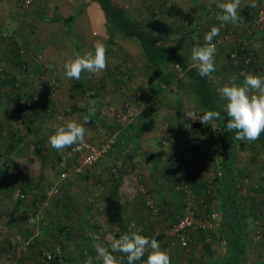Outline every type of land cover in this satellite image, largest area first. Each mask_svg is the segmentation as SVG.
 Returning a JSON list of instances; mask_svg holds the SVG:
<instances>
[{"label":"crops","instance_id":"crops-1","mask_svg":"<svg viewBox=\"0 0 264 264\" xmlns=\"http://www.w3.org/2000/svg\"><path fill=\"white\" fill-rule=\"evenodd\" d=\"M169 2L176 3L184 10L195 7V10L191 11V18H197L201 16V9L208 13H219L220 9L217 7V3L223 2V0H171ZM79 3L81 4L79 5ZM250 3L251 0H241L238 14L242 19L238 24L243 25L246 17L251 16L256 10L258 0H256V7H250ZM198 4L200 6H197ZM98 6L99 3L96 0H32L30 3H24V0H0V37H6V41L1 42L0 40V49H2L0 50V57H2L4 67L1 66L3 72H0V75L3 74L4 78H9V83L12 84L13 88L7 93L0 88V124L3 126L0 131V196H3L2 199L0 198V264H41L42 260L46 262L43 257L44 253L48 252L37 253L38 249L34 247V245L42 247L41 243L48 242L44 239L45 234L41 229L40 231L36 228L32 229L31 234L29 231L23 232L20 230L22 236L18 238L12 234L16 228V223L12 219H8V215H6V211L12 207L8 197V193L11 191L10 179L18 177L20 174L21 183L25 184L28 169L33 170L34 179L37 180L42 177L45 178L47 175L42 157L41 159L37 157L28 159L27 150L24 149L28 144L23 136L19 135L17 138H13L11 133L8 134L10 125L7 121L11 116H18L17 118L23 121L28 129H32V122H34L32 118L34 116L31 117L32 120L30 119V121L27 120V115L40 110L38 104L26 108H20L15 104L19 99L25 101L27 98L22 92L26 87L29 91L36 90L38 94L41 92L40 104L42 106L49 99L58 104L59 108L55 111L53 108H46V112H44L45 110L38 112L42 116L52 113L51 117L57 118V127L69 119L83 121V117L79 114L80 109L76 105L77 98H86V104H91L92 100L95 99L98 107L92 105H87L89 108L84 107L86 112H84V116L89 117L88 123L85 125L88 129L86 140L95 145L103 143L105 141L104 133L109 129L117 133L114 146L122 148L123 145L129 144L127 141L133 139L131 152L134 153L128 157L121 156L120 153H112L107 157L101 156L97 160L98 162L91 164L92 166L90 165L87 175L91 178L97 177L100 179V183H105L103 186L106 187L109 185V180H111V173L114 172L111 171L112 166H115L114 173L116 174L119 167L122 169L128 167V170L131 169L129 173L132 178L135 169H137L139 171L138 181H142L147 186L153 197L160 202L165 210L168 209L165 207V203L169 202V195L165 192V187L174 185V181H179L181 177H173V174L179 171L176 168L174 171L171 170L174 168V164L170 161L171 155H167V150L158 146L159 144L155 145L153 140L162 138L166 132L173 129L175 124L191 125L199 131V128L194 125L195 120L186 117L188 112L201 116L200 112L205 110L192 79L183 71L186 73L192 88L185 91L182 88H174L176 91L175 96H173L171 89L174 86V81L171 73L168 70L166 71L163 63L167 59H160L159 66L164 74H168V80L159 76L160 74L156 76L153 73L139 41L138 43L135 41L133 44L125 40L122 41V39L117 41L116 36H114L115 38L112 37L114 41H108L109 28L107 21L103 10ZM27 14L31 17L36 16V18L42 16L47 20H44L45 23L41 21L40 25L42 26L38 25V28L36 26L34 28L29 25L24 26L22 21L26 19ZM171 15L173 17L177 16ZM2 19H4L5 24L12 26V29L14 28V33H6L1 29ZM15 20H17L16 23H14ZM188 21L185 20V23ZM226 25H229V27L236 26ZM15 39L18 44L21 41L20 47L16 48L11 46V43H6ZM97 41H102L107 45V69L99 74L84 72L79 80L67 79L64 75L65 62L73 58L75 53L84 54L86 51L93 50ZM223 43L226 47L231 45L228 42ZM197 44L199 43H193L192 46ZM181 48L178 49L183 52L186 63L189 66L194 65L192 60L188 61L187 53ZM229 48L224 49L223 46H220L217 49L215 54L216 72H213L210 78L207 77L212 95L223 108L226 101L221 100L216 89L225 83L231 82L233 78L237 82L243 80L242 77L233 76L230 73L233 70L228 69L225 64L222 63L223 65L218 66V59L225 55L226 50ZM263 57L259 58L261 66H264ZM252 73L261 75L257 71ZM48 81L57 83V86L53 90L49 89ZM131 93L134 95H129ZM87 97L90 99L87 100ZM4 117L6 120H3ZM148 119L153 120L152 128L143 131L138 129V123ZM58 121H61V123ZM35 143L37 145L44 144L40 141V138L36 139ZM237 149H235V165L239 182V197L243 208L241 232L245 243L244 259L247 264H264V167L261 165L259 170L249 172L246 170L244 172L238 171V160L240 161V159ZM241 149L240 151H244ZM202 161L205 162L204 159ZM261 162L263 164L264 161ZM160 173L164 177L160 178ZM214 175V173L203 172L195 177V189L199 198L193 206L197 214L206 221L207 226L203 230L193 231L189 234V244L188 247H185L186 249L180 247L173 240L170 233L152 234L160 243L161 248L169 251L171 264H216L219 255L224 252L220 215L216 210L215 202L207 201L212 196V190L218 188L213 180ZM56 180L55 183H59L56 184L59 188L64 187L68 192H72L69 188L71 185L69 177L57 178ZM137 183H134L135 189ZM120 184L117 183L118 187H122ZM126 188L129 191L127 186ZM114 189L116 192L118 191L117 187L115 188L112 185L105 188L102 201L104 196ZM174 193H179L180 198L177 197V201H170H173L172 205L178 204L177 208H181L183 204L185 205L184 194L178 190ZM137 198L141 202L140 193L135 191V201ZM120 200L123 206V215L121 222H115V225L125 223V211L128 212L127 216L135 217L140 223L146 220L147 212L140 205L142 202L138 201V204L135 202L134 206L131 201H128L125 205L121 197ZM64 208L67 213L71 212L68 204ZM64 208L61 209L64 210ZM166 215L155 217L157 224L168 222ZM63 230L60 228L61 232ZM31 241H34L32 245ZM16 242H18L20 248L25 250L19 251L18 247L15 249L13 244ZM92 247L93 245H89L90 249L86 248L91 252ZM88 250L86 249V252ZM114 254L120 260V264H127V257L125 258L122 253L117 252ZM119 254L122 255L118 256ZM79 255L85 257L84 253L77 251H58L55 252L51 264H74L72 260L79 263ZM145 257L147 258V253H145Z\"/></svg>","mask_w":264,"mask_h":264},{"label":"rangeland","instance_id":"rangeland-1","mask_svg":"<svg viewBox=\"0 0 264 264\" xmlns=\"http://www.w3.org/2000/svg\"><path fill=\"white\" fill-rule=\"evenodd\" d=\"M169 1L171 0H118V2H120L125 7L127 13L135 19L137 18L138 20L140 19L141 21H146L151 16H157L169 21L172 24L171 30L165 34H159V41L163 43L166 48H170L174 45H177L178 48L182 47L181 49L187 53L188 61H191V51L194 47L192 46L193 43L203 44L205 33L210 31L211 27L213 26H220V22L216 19V15L218 13H208L205 12L204 9H201V16H198L197 18L193 17L188 21V23H185L186 19H182V17L179 16L173 17L169 13L167 6ZM261 2L262 0H258V6L256 10L251 16L246 17L243 25L236 24L235 27L224 25L220 28L219 35L214 38V43L216 44L217 49L220 46H223L224 49L229 47L232 48L227 49L225 55H222V57L218 59V66H220L222 63L225 64L228 69L233 70L230 72L233 74V76L243 78L241 75L242 73L255 71L259 72L261 75L264 74V66L259 64V58L264 56V21L260 22L257 20V12L260 9ZM80 4L81 3H79V5ZM98 7L101 8L100 5ZM28 16H26V19L22 22L24 26L29 25L31 28H34L35 26L38 28V25L42 26L40 25L41 21L45 23L44 20H47L42 16L38 18H36V16ZM16 22L17 20L14 21V23ZM1 24V29L6 31V33H14V28L12 29V26L5 24L4 19H2ZM114 36L118 38L117 41L122 39V41L125 40L132 44L135 43V41L138 43V40L134 37L123 35ZM0 40L1 42H3V40L6 41V37L1 36ZM223 42H228L231 45L226 47L224 46L225 44ZM6 43H11V46L16 48L20 47V44H22L21 41L20 44H18L16 39L10 40ZM232 52L234 53V56L231 55ZM262 59L264 60V57ZM163 63L166 71L168 70L171 73L172 79L174 81V86L172 85L173 88L171 89V94L173 96H175V89L182 88L183 91H185L192 88L191 83L188 82L186 73H184L177 64L171 60H165ZM1 66L3 67L2 57H0V72H3L4 67L2 68ZM214 72H216V70ZM9 81V78H4L3 74L0 75V88L5 93L13 89L12 84H10ZM47 85L49 89L53 90L57 86V83L48 81ZM22 92L25 94V98H27L25 101L20 99L16 101L15 104L20 108H26L28 106L34 107L37 106V104L40 108L39 111L45 110L44 112H46V108H53L54 111L59 108L58 104L50 99L42 106V104H40V100L42 99L40 98L41 92L38 94L36 90L29 91L27 87ZM129 95L133 96L134 94L131 93ZM85 99L86 98L83 97L77 98L78 102L76 105H78V108L80 109L79 114L81 117H84V107L89 108L87 105L98 107L95 99L92 100L91 104H86ZM89 99L90 98L87 97V100ZM135 99L137 98L135 97ZM39 111H35L27 115V120H30L31 117L34 116L32 118L34 120V122H32V129H28V127L24 125V122L18 119V116L15 117V115L14 117L11 116L7 121L10 125L8 128V134L11 133V137L13 138H17L19 135H21L23 136V139L26 140L28 146H25L24 149L27 150L26 155L28 156V159L30 160L31 157V159H35L36 157L40 159L42 157L44 159L43 162L46 166L45 169L47 171V175L45 178L42 177L37 180L36 178L34 179L33 170L28 169V176L26 175L25 177V180L27 179L25 184L21 183L22 181L20 180V174L18 177L13 176L14 178L10 179L11 191L8 193L12 207L10 210L6 211V215H8V219H12L16 223V228L12 234L18 238L22 236L20 230L23 232L29 231L31 234V230L36 228L39 231L41 229L45 234L44 239L48 242L41 243L42 247L37 245H34V247L38 249L37 253L48 251L52 253L53 256L46 262L42 260L41 264H51L55 252L63 250L77 251L79 253L85 254V257L79 255V263H77L75 260H72L74 264H84L85 260H87L89 264H102L100 259L95 258V249L92 247L91 252L88 250L89 245L100 243L102 246L110 247V242L113 239L119 238L121 233L129 231L127 230V223L130 222H133L132 231H140L141 234L146 236H152L153 233L161 234L163 232H167L169 234L168 231L170 230L176 215L185 208L184 204L181 208H177L178 204L172 205L174 200L177 201V197L180 198L179 193H174V191L176 192L177 189H173L175 184L178 183V180L174 181V185L165 187V192L169 195V202L165 203V207L168 208L167 210H165L160 202H158L153 197L156 204L158 205V211L156 214L150 215L142 200L141 203L137 198L141 203L140 205H142L145 208L144 210L147 212L146 220L140 223L135 217L127 216L128 212L125 211V223L122 225H115L114 223H111L107 220L103 210L104 200L102 201V197L105 188L110 185L117 187V192L119 193V197L122 198L123 203L126 205L128 201H131L132 205L135 206V202L138 204V201L137 199L135 201L134 183H143L142 181H138L139 171H137L136 179H133L131 177L132 175L130 176L129 173V170L131 169L128 170V167L124 169L119 167L117 174L114 172L111 173V180L108 182L109 185L104 187L103 185L105 183H100V179L97 177V179L95 177L91 178L87 175V170L89 169L90 165L82 164V152L70 154L67 152L69 148H65L62 151H57L53 149L51 145L47 144L49 143V136L55 131L57 127V118H52V113L42 116L41 114H38ZM1 117L3 116L1 115ZM3 120H6V118L4 117ZM58 122L61 123V121ZM211 125L208 133L205 135L191 125L187 126L183 123L179 125L175 124L173 129L169 132H166L162 138H159V140L155 141L153 140L155 145L159 144L158 146L167 150V155H171L170 161L174 164V168L171 170L174 171L176 168V170L179 171L175 172V174L172 173L173 177L180 176L182 178L187 172L188 165L180 158V154L184 152H189L192 155L191 165H193L194 168V174L192 176L193 184H195V177H198L200 173H215V161L222 148L219 144V128L214 123H211ZM213 127L217 129L214 130ZM2 128L3 126L0 124V131ZM104 134L105 141L96 145L100 149L104 148L101 156L107 157L108 155H112V153H120L119 155L128 157L134 153L133 151L131 152V149H133V145L131 144L133 139L131 141H127L130 144H126V146L130 148L129 151H127L125 150V145H123L122 148L114 146L117 133L107 129ZM164 137L166 138L163 142L162 139ZM38 138H40V141H42L44 144L37 145L35 142ZM246 148L241 149L238 145L235 146V149H237L239 153L238 155L240 159V161L238 160V171L244 172L246 170L249 172L253 170H259L261 165L264 167V162L263 164L261 162L262 160L264 161V150L258 146H248ZM240 149L244 151H240ZM63 154L66 155V158H64L62 161ZM202 159H204L205 162H203ZM160 164L162 165V163ZM63 169L67 171V174L64 178L69 177V180L71 181L69 188H71L70 190H72V192H68V190H65L64 187H58V191H53V187L58 183H55L57 181L56 179L60 178L58 175ZM162 177L164 176L161 174L160 178ZM104 179L106 180L107 178L105 177ZM116 181L121 183L120 186L122 187H118V182ZM126 186L128 187L129 191L126 190ZM17 190L23 193V195L20 196L16 194ZM91 190L92 192H90ZM0 198L2 199L3 196H0ZM184 203H186L185 200ZM67 204L70 206L71 211L68 213L64 208V206ZM61 208H64V210ZM166 213H168V215H166ZM164 214L166 215L168 222H165V224H157L155 217L159 215L163 216ZM32 217L34 218L32 219ZM93 221L94 223H92ZM60 228L64 229L63 232L60 231ZM90 230H96L95 232L98 233L99 238L96 239L92 236H88V231ZM33 242L34 241H31V245ZM17 243L18 242L13 244L15 249L18 247L19 251L25 250L20 248V245ZM45 247H47V249H45ZM182 248L186 249L185 247ZM86 249L88 250L87 252ZM121 255L122 254H119L118 256ZM124 257L126 258V255H124ZM146 259L147 258L144 257L139 262L144 264ZM177 260L179 259L177 258ZM134 264H138V262L136 261Z\"/></svg>","mask_w":264,"mask_h":264},{"label":"clouds","instance_id":"clouds-1","mask_svg":"<svg viewBox=\"0 0 264 264\" xmlns=\"http://www.w3.org/2000/svg\"><path fill=\"white\" fill-rule=\"evenodd\" d=\"M241 0H223L218 2L220 12L216 19L220 26L211 27L205 33L203 44H197L192 48L191 60L198 69L199 75L211 77L216 70L215 54L217 51L214 38L219 35L220 28L226 24L236 25L241 21L238 9ZM250 7H256V0H251ZM108 56L107 45L102 41L94 44L93 50L84 54L75 53L73 58L64 64V75L67 79L79 80L84 72L99 74L107 69ZM243 80L237 82L235 78L229 83L216 89L221 100L226 101L223 111L228 119L223 129L234 132V139L240 141H255L264 133V76L252 72L242 73ZM187 118L199 119L204 125H211L215 120H224L221 112L217 110H205L203 115L186 113ZM89 117H83V121L69 119L49 136V144L57 151L73 146L79 147L85 143L88 129L85 125ZM212 126V125H211ZM213 129H217L213 127ZM158 235V233H157ZM93 248L97 258L102 264H120V260L113 253H122L127 257V264L140 261L147 253L144 264H171L170 253L162 249L155 236L149 237L140 231L129 229L119 235V238L110 242V247L94 243Z\"/></svg>","mask_w":264,"mask_h":264},{"label":"trees","instance_id":"trees-1","mask_svg":"<svg viewBox=\"0 0 264 264\" xmlns=\"http://www.w3.org/2000/svg\"><path fill=\"white\" fill-rule=\"evenodd\" d=\"M101 6L109 28L108 41H113L114 35H123L136 38L141 44L142 50L149 61L153 73L168 80V74L160 70L159 60L167 59L177 64L182 71L192 79L195 89L199 93L205 110H217L221 112L224 120H215L214 123L219 128V144L222 148L215 161L214 181L218 186L212 190L208 202H215L216 210L220 215L222 225V239L224 252L219 255L216 264H247L244 259L245 243L242 237L243 208L239 197V182L237 180V167L235 146L246 148L248 146H258L264 150V133L255 141H235L234 132L224 130L227 123V115L223 111L222 105L212 95L207 77L202 78L198 69L194 65H188L185 56L177 46L165 48L159 41L158 35L167 33L172 24L157 16H151L146 21H140L131 17L125 7L118 0H96ZM170 14L190 20L192 10H184L174 2L168 3ZM197 6H200L199 4ZM188 23V22H187ZM204 110V111H205ZM204 111L200 112L203 115ZM194 125L199 128L202 134H207L210 125H204L200 120H195ZM153 126V120H142L138 123V129L149 130ZM116 188V187H115ZM196 188V184L194 186ZM196 190V189H195ZM197 192V191H196ZM104 213L109 222H121L123 206L118 193L114 190L104 196Z\"/></svg>","mask_w":264,"mask_h":264},{"label":"built area","instance_id":"built-area-1","mask_svg":"<svg viewBox=\"0 0 264 264\" xmlns=\"http://www.w3.org/2000/svg\"><path fill=\"white\" fill-rule=\"evenodd\" d=\"M32 0H24V3H30ZM257 20L260 22L264 21V0L261 2L260 9L257 12ZM232 56H234V53H231ZM164 137L162 141H165ZM129 147L126 146L125 150L129 151ZM104 148L100 149L95 144L91 143L90 141L85 139V143L79 147L73 146L67 150L68 153L74 154V153H83L82 155V164L84 165H91L96 163V161L101 157L102 151ZM66 155H62V161ZM192 155L188 152H184L180 154V158L182 161L186 162L187 172L183 175L182 178L178 181V183L175 184V189L180 191L184 194V200H185V208L180 213H178L175 217V220L173 224L171 225L170 230L168 231L170 235L173 237V240L177 242L182 247H187L189 244V234L193 231H200L203 230L207 223L206 221L197 214L196 209L194 208L193 204L199 198L195 188L194 184L192 182V176H193V165H191L192 161ZM116 168L115 166H112L111 171L115 172ZM137 169H135L134 173V179H136L137 176ZM67 174V171L63 169L59 176L60 178H64ZM53 191H58V186L55 185L53 187ZM136 192L140 193L142 202L144 206L148 209L150 215L156 214L158 211V205L156 204L151 192L145 186V184L138 182L136 185ZM16 194L22 196L23 193H21L19 190H17ZM94 223V221L92 222ZM100 223V221H99ZM101 224V223H100ZM133 228V222L127 223V230ZM96 230L88 231V236H92L93 238H99V235ZM93 232V233H92ZM52 253L46 252L44 253V259L46 261L50 260L52 258ZM145 257V256H144ZM143 257V258H144ZM95 258H97V253ZM142 258V259H143ZM84 264H89L87 260L84 261Z\"/></svg>","mask_w":264,"mask_h":264}]
</instances>
